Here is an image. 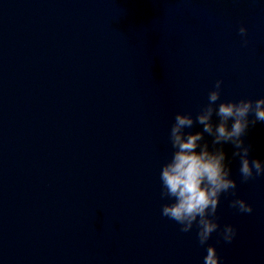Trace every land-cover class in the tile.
Segmentation results:
<instances>
[{
  "label": "water",
  "instance_id": "1",
  "mask_svg": "<svg viewBox=\"0 0 264 264\" xmlns=\"http://www.w3.org/2000/svg\"><path fill=\"white\" fill-rule=\"evenodd\" d=\"M217 80L221 100L264 97V0H0V264H203L197 229L161 215L159 176L176 113ZM242 139L264 162V122ZM215 147L236 236L208 244L264 264V175L242 181L233 145Z\"/></svg>",
  "mask_w": 264,
  "mask_h": 264
},
{
  "label": "clouds",
  "instance_id": "2",
  "mask_svg": "<svg viewBox=\"0 0 264 264\" xmlns=\"http://www.w3.org/2000/svg\"><path fill=\"white\" fill-rule=\"evenodd\" d=\"M239 33L247 45V28L241 26ZM222 80H217L209 91L207 103L193 116L192 113H176L170 128L169 140L173 149L171 159L160 169L161 215L176 222L180 231L197 229L200 245H206L203 264H220L214 245L208 244L214 232L220 230L224 241L231 243L236 229L230 224L220 229L217 209L222 194L235 196L237 181L232 178L231 168L225 163L223 148L216 145L230 143L235 148L233 157H239V174L242 181L264 175V162L250 158L251 147L244 137L250 125L264 122V97L252 100H221ZM217 119H213V117ZM252 119H249V117ZM201 125V131H187ZM213 137V149L204 135ZM230 207L240 213L250 214L252 206L244 199L235 198Z\"/></svg>",
  "mask_w": 264,
  "mask_h": 264
}]
</instances>
